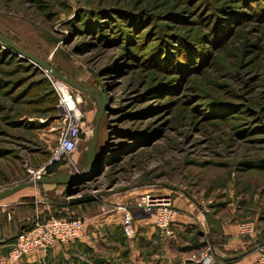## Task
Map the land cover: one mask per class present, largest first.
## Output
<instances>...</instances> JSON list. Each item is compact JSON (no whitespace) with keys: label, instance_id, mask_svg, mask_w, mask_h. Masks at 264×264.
Masks as SVG:
<instances>
[{"label":"rangeland","instance_id":"1","mask_svg":"<svg viewBox=\"0 0 264 264\" xmlns=\"http://www.w3.org/2000/svg\"><path fill=\"white\" fill-rule=\"evenodd\" d=\"M0 34L70 81L0 40V192L38 176L84 171L97 99L108 102L97 168L70 190L41 183L1 200V234L10 212L13 219L77 216L83 235L86 218L116 225L119 214L123 231L117 205H142L135 235L123 231L136 248L128 258L137 262L115 264H195L210 252L211 264L239 261L241 253L220 252L228 239L218 230L249 224L255 234L264 227V0H0ZM63 87L84 131L70 159L41 170L65 124ZM147 194L170 200L171 235L155 225V210L143 207ZM91 195L98 198L73 208L64 203ZM20 202L24 207H16ZM149 218L166 250L160 239L152 247L140 235ZM181 218L194 221L184 233L176 231ZM176 236L184 249L172 243ZM44 253L35 263L67 264L47 258L48 250L37 254ZM166 253L178 259L170 263Z\"/></svg>","mask_w":264,"mask_h":264},{"label":"crops","instance_id":"2","mask_svg":"<svg viewBox=\"0 0 264 264\" xmlns=\"http://www.w3.org/2000/svg\"><path fill=\"white\" fill-rule=\"evenodd\" d=\"M23 203L24 202L17 203V206L21 207ZM32 215L29 214L27 216H24L23 218L19 216H14L15 219H13L11 212H10L8 213V219H6L5 221L2 220L5 226L4 227L5 229H3L4 234H1L0 232V237H1L0 238V253L3 252L2 256L6 254L8 252V249L11 248L12 245L14 244L16 237L20 229L23 226V223H22L23 219L27 217L26 219L29 220L32 218ZM143 215H146V214H143ZM113 218L118 220L119 223H116V225H114L113 223H111V219L109 218H105V219L100 218L93 222L91 221L89 222L88 219L86 218L85 220V222L87 221L85 224L86 230H85L84 235L81 238L71 243H68L66 245H56L55 247L50 248L48 250L46 257L51 259L58 255L57 262H59L58 260H60V262L63 260L64 263H67V264H75V261L77 260V258L79 261H83V264H87V263L92 264V261H91V259L93 258L92 256H94V258L95 256H97V258L100 259L99 262L105 263V264H115L117 263V261L125 262L123 261L125 259L126 261L132 260L133 263H136L137 262L136 259L128 258V256L130 257V255H132V253L135 252L136 248H135L134 243L128 241V239H126V237L123 234V231L121 229V221H120L121 215L114 214ZM148 220L149 222H147ZM147 221L145 223H142L141 225L142 232H140V235H142L147 241V243H149L153 247L156 244L157 240L158 239L161 240V238L158 234V229L154 225L153 219L149 218L147 219ZM151 224L153 225L152 226L153 228L151 229V231L146 230V226L151 225ZM193 224H194V221L187 220L186 218L178 219L177 223L175 224L176 231L183 230L179 232L184 233L186 229L189 226L191 227V225ZM259 226L260 225L258 224V227ZM218 232L221 233L223 237L228 239L227 243H225L220 250V252H222L224 256L232 257L234 256L232 255V253H241L242 255L240 257L239 256L234 257V259L235 258L239 259V261L236 262L235 264H257V260L252 261L251 258L255 259V256H257L256 253L254 252L255 251L254 247H256L258 244L262 242L261 240L263 239V236H264V227H261L260 231L256 232L255 234L244 235L241 233L240 226H234L232 228V226L229 227L227 225L221 224V228L218 230ZM98 239L103 242L104 245L101 244V247L103 249H109L112 252L107 253L106 251H103L102 249H98L96 246V241ZM177 242L179 241H178V237L176 236L173 239L172 243L176 244ZM160 244H161L162 250L164 249L166 250V247L164 248V242L162 240ZM176 247H178L179 249H184V246L179 245L178 243ZM129 250L131 251L130 255H129ZM92 251H95V252L93 253ZM168 253H166L165 256L169 257L170 263L178 259L177 257H175L174 254L172 255L175 258H171L170 257L171 254H168ZM36 254L33 255L32 257H25L22 259V262L21 261L20 262L22 264H37L35 262H38L41 259V256L46 255V253L37 254V255ZM61 254L65 255V257L60 258ZM80 264L82 263L80 262ZM95 264H98V263H95Z\"/></svg>","mask_w":264,"mask_h":264},{"label":"built area","instance_id":"3","mask_svg":"<svg viewBox=\"0 0 264 264\" xmlns=\"http://www.w3.org/2000/svg\"><path fill=\"white\" fill-rule=\"evenodd\" d=\"M70 99L72 100L71 96ZM64 100L66 102V97ZM65 105L68 106L67 103ZM63 112L65 115V124L59 129L58 141L55 149L51 154L50 159L41 170H46L55 163L70 159L71 154L76 150L77 146L81 142L84 131L81 115H77L78 113L71 110L69 106L66 107ZM41 177L42 176H38L37 179ZM144 202H146L145 206H143L145 209L148 208L147 210L150 211L155 210V225L160 230H163L171 235L172 232L169 227L170 224L174 222V217L172 215L173 211L170 207V200L167 198L160 199L151 194H147ZM141 206L142 205L137 206L136 208V205H117V211L122 214L123 231L128 236L132 237L135 235V214ZM161 211H164V213ZM168 211L170 212L168 213ZM241 227L242 234H254V230H249L252 228L249 224H245ZM83 232V218L75 216L72 218L59 217L41 220L39 214L37 213L33 226L30 229L24 230L17 236V248H14L13 251L8 253L6 259L0 260V264H14L25 255H34L38 252H45L56 245H66L82 237ZM256 251L259 254L257 264H264V243L259 244ZM213 260L214 255L210 252V255H208L203 262L195 261V264H211Z\"/></svg>","mask_w":264,"mask_h":264},{"label":"water","instance_id":"4","mask_svg":"<svg viewBox=\"0 0 264 264\" xmlns=\"http://www.w3.org/2000/svg\"><path fill=\"white\" fill-rule=\"evenodd\" d=\"M0 40L6 46L13 48L18 54L24 56L26 59H29V60L35 62L36 64L44 67L54 77L58 78L59 80H65V81L70 82L69 79H67L66 77L61 75L59 72H57L47 60H44V59L28 52L27 50L23 49L21 46L17 45L16 43H14L11 40H9L8 38L3 36L2 34H0ZM73 85L77 86L75 83ZM80 88L82 89V87H80ZM97 104L100 107V110H99V113L97 115L96 123H95L94 129H93L92 140H91L90 146H89L88 151H87L88 164H87L86 168L84 169V171H82L81 173L62 172V173H59L57 175L41 177L38 179H31V180L26 181L24 183L17 184L5 192H0V201L14 195L15 193H17V192H19V191H21L27 187L37 185V184H41V183L42 184L43 183H55V182L62 183V184L66 185L67 189H70L74 185H76V184L80 183L82 180H84L87 176H89L98 166L99 156H98V153L96 152V147H97V143H98L97 141H98L99 123H100V119H101L103 113L106 111V108L108 106V102L104 97H102V98L97 99ZM97 198H98V196H96V195H94V196L91 195V196H86V197L69 196L68 202L71 205H80V204H84V203L89 202V201L96 200Z\"/></svg>","mask_w":264,"mask_h":264},{"label":"trees","instance_id":"5","mask_svg":"<svg viewBox=\"0 0 264 264\" xmlns=\"http://www.w3.org/2000/svg\"><path fill=\"white\" fill-rule=\"evenodd\" d=\"M66 190H70V189H67L66 188ZM68 192V191H67ZM64 203H66L65 205H67L68 207H74V206H77V205H71L69 202H64ZM17 206V205H16ZM17 207H19V208H21V207H24V205H21V207L20 206H17ZM28 214H22V215H19V217H21V218H23L24 216H27ZM40 216V215H39ZM36 217V215L34 216V214L32 215V218H35ZM27 218V217H26ZM23 219V226H22V228L20 229V231H19V233H18V235L21 233V232H23L24 230H26V229H30L32 226H33V224H34V221H35V219H34V221L32 222L31 220H32V218L31 219H29V220H27V219ZM40 219L41 220H44L45 218H43V217H41L40 216ZM30 221H31V223H30ZM30 223V224H29ZM17 235V236H18ZM17 238V237H16Z\"/></svg>","mask_w":264,"mask_h":264},{"label":"bare ground","instance_id":"6","mask_svg":"<svg viewBox=\"0 0 264 264\" xmlns=\"http://www.w3.org/2000/svg\"><path fill=\"white\" fill-rule=\"evenodd\" d=\"M63 92L67 93V97H66V103H67V105L69 106V108H70L71 110H74L75 106L73 105V102H72V100L70 99V96H69V94H68V90H67V89H64V87H63ZM77 111H78V110H77ZM77 115H79V114H77Z\"/></svg>","mask_w":264,"mask_h":264}]
</instances>
